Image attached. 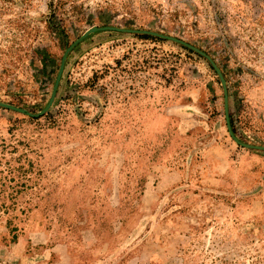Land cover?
I'll list each match as a JSON object with an SVG mask.
<instances>
[{
	"label": "rangeland",
	"instance_id": "obj_1",
	"mask_svg": "<svg viewBox=\"0 0 264 264\" xmlns=\"http://www.w3.org/2000/svg\"><path fill=\"white\" fill-rule=\"evenodd\" d=\"M94 25L209 54L264 145V0H0V101L40 111ZM144 35L78 41L39 116L0 106V264H264V149L204 56Z\"/></svg>",
	"mask_w": 264,
	"mask_h": 264
},
{
	"label": "water",
	"instance_id": "obj_2",
	"mask_svg": "<svg viewBox=\"0 0 264 264\" xmlns=\"http://www.w3.org/2000/svg\"><path fill=\"white\" fill-rule=\"evenodd\" d=\"M104 29H110V30H118V31H127V32H137V33H145V34H150L156 37H160V38H164V39H168L171 41H175L181 45H184L186 47H188L189 49L197 52L198 54L204 56L209 63L212 65V67L214 68V70L216 71V74L220 80V84L222 86V90H223V101H224V115H225V121H226V127H227V131L230 135V137L239 145L246 147V148H255V149H264V145H257V144H251V143H246L244 141H241L233 132L231 125H230V121H229V115H228V99H227V88H226V81L225 78L221 72V70L219 69V67L217 66V64L215 63V61L212 59V57L207 54L206 52H204L203 50L199 49L198 47H196L195 45L181 39L178 37H175L173 35H168V34H164L161 32H157V31H153V30H149V29H131V28H123V27H117V26H113V25H103V26H91L88 29H86L76 40H74L73 42H71L64 50V53L62 55L61 58V62L53 83V87H52V91L50 94V97L47 101V103L45 104V106L38 112H31L23 107H19L16 105H13L11 103H7L4 101H0V106L1 107H5L8 109H12L15 111H19L21 113H25L27 115L30 116H39L41 114H43L44 112H46L50 106L53 103L55 94H56V90L63 72V68H64V63H65V59L67 57V54L69 53V51L72 49V47L81 39H83L84 37H86L88 34L98 31V30H104Z\"/></svg>",
	"mask_w": 264,
	"mask_h": 264
},
{
	"label": "trees",
	"instance_id": "obj_3",
	"mask_svg": "<svg viewBox=\"0 0 264 264\" xmlns=\"http://www.w3.org/2000/svg\"><path fill=\"white\" fill-rule=\"evenodd\" d=\"M142 36H143V35H142ZM144 36L153 37V36H150V35H144ZM190 51H192V50H190Z\"/></svg>",
	"mask_w": 264,
	"mask_h": 264
}]
</instances>
